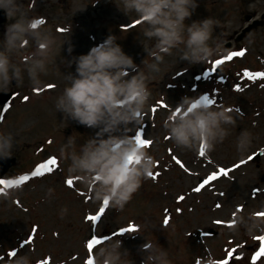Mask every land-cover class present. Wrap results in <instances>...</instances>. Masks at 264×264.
Here are the masks:
<instances>
[{
  "label": "rangeland",
  "instance_id": "rangeland-1",
  "mask_svg": "<svg viewBox=\"0 0 264 264\" xmlns=\"http://www.w3.org/2000/svg\"><path fill=\"white\" fill-rule=\"evenodd\" d=\"M18 2L29 8L28 15L45 21L41 32L44 28L50 30L55 44L44 58L43 69H36L32 80L28 69L41 58L32 33H25V46L6 50L11 67L20 69V82L10 81L8 88L0 91L12 92L11 99L0 105V133L10 134L8 156L15 160L0 176L5 180L0 185V264H16L17 260L20 264H86L89 255L101 246L92 250L86 247L91 235L108 237L102 242L105 244L119 240L118 251L129 264H142L148 254L141 247L146 241L153 245L149 251L161 249L166 253L168 264H214L226 258L228 264H264V256L251 260L259 248V241L253 237L264 235V218L255 215L264 212V77L252 80L244 76L245 70L264 71V0H197V7L184 23L208 16L217 21L210 41L214 55L206 63L190 65L181 61L179 52L173 49L164 56L159 70L148 74L151 95L139 123L118 127L112 134L134 136L140 132L142 138L151 141L146 151L156 161L151 172L159 175L156 179H142L122 209L108 205L95 225L86 217L94 215L101 203L93 199L91 189L78 177L69 174V161L60 159L58 151H68L69 137L74 139L78 151L98 129L68 119L54 102L67 83L66 78L75 74L70 58L86 53L109 33L117 37L116 42L132 58L137 70H145L144 62L154 63L148 57L154 39L143 35L146 25L135 23V13L125 14L119 0ZM244 14L257 17L260 23L235 40ZM8 22L6 19L0 24V50H5ZM58 28L66 31L59 32ZM69 44L71 53L66 51ZM239 49L245 50L243 56L214 69L215 59ZM24 57L26 63L22 62ZM131 74L135 73L130 71ZM234 85L241 90L235 91ZM202 95L213 99L216 107H232L236 121L235 127L223 125L227 131L223 141L214 142L203 157L198 155V147L182 149L165 139L166 129L162 126L183 96L193 98L194 105ZM237 108L242 115L235 112ZM241 131L249 133V144L238 150L236 142ZM257 151L262 152L258 159L210 182L198 193L191 191L218 167L230 168ZM173 156L184 168L173 161ZM49 157L57 160L51 173L10 184L11 179ZM69 179L71 186L65 183ZM253 188L259 191L253 193ZM180 195L184 199L178 203ZM217 203L219 208L215 207ZM237 204L244 205L243 211L235 213V221L228 227ZM165 215L170 217L167 224L163 223ZM217 220L224 223L217 225ZM129 225L135 231H119ZM209 229L216 232L209 234ZM29 235L33 239L25 244ZM233 249V256L227 257ZM9 251L14 254L8 255ZM237 256L242 258L236 259Z\"/></svg>",
  "mask_w": 264,
  "mask_h": 264
},
{
  "label": "clouds",
  "instance_id": "clouds-1",
  "mask_svg": "<svg viewBox=\"0 0 264 264\" xmlns=\"http://www.w3.org/2000/svg\"><path fill=\"white\" fill-rule=\"evenodd\" d=\"M119 5L125 14L135 13L137 21L146 25L143 35L154 39L148 49V57L154 63L144 62L145 70H137L132 58L116 42L117 37L109 33L86 53L70 58L69 63L75 64V74L66 78L67 83L54 102L55 108L68 119L98 129L78 151L74 139L69 137L68 151L61 148L58 155L69 161V174L78 177L86 188L91 189L95 201L101 204L107 201L117 210L132 198L156 161L133 136L112 133L118 127L127 128L139 123L151 95L147 86L148 74L158 71L164 56L171 54L173 49L179 52L181 61L190 65L206 63L213 57L214 47L210 41L217 25L210 16L192 20L187 25L184 23L197 7V0H119ZM0 10L10 21L5 25V50H0V91H4L12 79L20 82V69L11 67L6 50L25 46V33H32L41 57L28 69L32 80L35 70L43 69L44 58L55 40L49 34L50 30L44 28L41 32L45 21L28 15L29 8L18 0H0ZM66 51L72 52L71 44ZM22 62L26 63L27 57L22 58ZM130 71L135 74L130 75ZM233 111L230 106L216 107L203 101L193 107V98L183 96L163 121L165 137L178 148L191 150L202 145L204 150L210 151L214 142L223 141L227 134L223 125L235 127ZM235 112L242 115L236 109ZM0 141V157L10 155V134L0 133ZM248 144L249 133L241 131L237 137V149ZM120 245L119 240L112 244L101 243L88 259L92 264H129L118 251ZM141 247L148 253L142 264H168L163 250L149 251L153 249L150 241ZM16 264L20 261L17 260Z\"/></svg>",
  "mask_w": 264,
  "mask_h": 264
},
{
  "label": "snow or ice",
  "instance_id": "snow-or-ice-1",
  "mask_svg": "<svg viewBox=\"0 0 264 264\" xmlns=\"http://www.w3.org/2000/svg\"><path fill=\"white\" fill-rule=\"evenodd\" d=\"M31 7V5H30ZM135 23H139V21H136ZM57 31L59 32H64L66 31V29L64 28H58ZM244 49H239V50H234V51H229L227 53V55H224L222 58H217L213 61V67H217L220 66L222 64H224L225 62L231 61L234 57H239V56H243L244 55ZM244 76L247 77L248 79H252L255 80L257 78H261L264 77V71H249V70H245L244 71ZM48 87H52V85H49ZM234 90L235 91H240L241 89L239 88V86H235L234 85ZM24 99L26 100L27 97H24ZM200 101H203L205 103H209V104H214V100L209 98L207 95H202L200 97ZM157 103L161 106V107H166V105L163 104L162 101H157ZM193 107H195V104L193 105ZM153 111H155V109H152ZM238 111H240L238 108L236 109ZM138 143H140L142 146L144 147H148L151 144V141H149L148 139L142 138L140 132H136L133 136ZM165 139H168L167 137H165ZM198 155L203 157L205 155V150L203 148V146L201 145L199 148V152ZM257 153H252L251 155H249L247 157V160H240L238 163L233 164L230 168H223V167H218L215 171L209 173L206 177H204L202 180H200L197 185L195 187H193L191 189V191L193 192H200L205 186H207L210 182L220 178L221 176H227L228 173L230 171H232L235 168L240 167L241 165L245 164L246 162H249L253 159L254 156H256ZM173 161L179 165L181 168H184L183 163L175 156L172 157ZM55 166H57V160L53 157H49L48 159H46L44 162L39 163L38 165L35 166V168L31 171L30 175L25 174V175H21L19 176L18 180H15V184L13 185H18L21 182H27L30 178H37V177H43L45 174H49L51 173ZM185 171H187V169H185ZM149 177L152 179H156L157 176L159 175L158 173H152L150 172ZM5 180L0 179V185H3V182ZM65 183L68 186L72 185V180H66ZM259 191V189L257 188H253L252 192L255 193ZM220 195H223V193H220ZM184 199L183 195H180L177 197V202L179 203L180 201H182ZM108 206V202L105 201L103 204H101V206L99 207V209L96 211V213L94 215H89L86 217L87 220L91 221L93 225H95L97 223V221L99 220V218L104 214V212L106 211V208ZM216 208L220 207V204L217 203L215 205ZM244 208L243 204H237L235 206V211L232 213V217L233 219L231 221H228L226 226L228 227H232L233 222L235 221V213L236 212H242ZM180 209H177V212L179 213ZM255 215L258 218H264V212H256ZM170 217L165 215L164 219H163V223L167 224L169 221ZM215 223L217 225H220L224 222L217 220L215 221ZM125 230L128 231H135V229L133 228L132 225H129L127 229L125 228H120V232H123ZM33 234L35 233V228H33ZM33 239V235H29L27 240L25 241V244L30 242ZM107 239H109L108 237H101L99 235H91L90 238L87 239L86 241V247L89 250H92L94 248V246L100 245L103 241H106ZM254 240L259 241V248L253 253L251 260L253 262H255L258 258H260L261 256H264V235H260V236H255L253 237ZM242 247V245L240 246ZM233 250H229L227 252V257H232L233 256ZM14 253L9 251L8 255H13ZM91 256V255H89ZM241 256H237L236 259H241ZM46 264V262H45ZM86 264H92L91 260L87 259ZM197 264H199V262H197ZM214 264H228V260L227 258L224 260H219L214 262Z\"/></svg>",
  "mask_w": 264,
  "mask_h": 264
},
{
  "label": "water",
  "instance_id": "water-1",
  "mask_svg": "<svg viewBox=\"0 0 264 264\" xmlns=\"http://www.w3.org/2000/svg\"><path fill=\"white\" fill-rule=\"evenodd\" d=\"M245 20H249L250 16L249 15H245L244 16ZM6 20L5 14L3 12V10H0V23L4 22ZM258 21H253L250 25H248L247 27H245L244 29H242L241 34L238 36L237 39H239L242 35V33H244V31L249 30L252 26L258 24ZM14 79H12V83H14ZM11 97V93L8 92H0V104L5 103L7 100H9ZM14 158L13 157H0V175H2L11 165L14 164Z\"/></svg>",
  "mask_w": 264,
  "mask_h": 264
}]
</instances>
